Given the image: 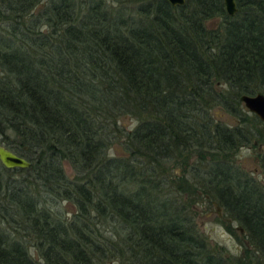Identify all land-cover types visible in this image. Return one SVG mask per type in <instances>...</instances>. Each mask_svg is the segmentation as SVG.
Listing matches in <instances>:
<instances>
[{
	"label": "trees",
	"instance_id": "16d2710c",
	"mask_svg": "<svg viewBox=\"0 0 264 264\" xmlns=\"http://www.w3.org/2000/svg\"><path fill=\"white\" fill-rule=\"evenodd\" d=\"M235 2L0 0V144L30 162L0 179V264H264V187L235 163L264 147L239 99L264 93V0ZM198 200L237 222V257Z\"/></svg>",
	"mask_w": 264,
	"mask_h": 264
},
{
	"label": "rangeland",
	"instance_id": "374dc122",
	"mask_svg": "<svg viewBox=\"0 0 264 264\" xmlns=\"http://www.w3.org/2000/svg\"><path fill=\"white\" fill-rule=\"evenodd\" d=\"M217 21H211L208 23L209 26H215ZM247 115H252L247 109H245ZM211 114L215 119L221 121L227 125H232L235 121L233 117L220 108H214ZM119 124L126 130L132 129L137 121L135 118L125 117L119 120ZM262 128V126H261ZM264 147L261 145L257 147L244 146L238 150L235 155V163L241 168V170L248 174L249 177L253 178L256 183L264 187V170L262 168L259 156ZM111 155H119L124 153V149L121 144H114L109 150ZM1 166V164H0ZM66 173L71 176L72 170L67 163H64ZM177 170V168H174ZM181 172V170H179ZM205 178L204 172L199 173ZM20 174L17 170H2L0 167V179L13 180L20 178ZM182 200H186V204H189L190 195L183 193ZM61 208L66 211V214L71 215L74 208L68 203H64ZM190 207L188 206V209ZM190 215L192 221L197 227L201 237L206 239L208 245L213 247V250L218 253H222L224 257L234 258L237 257L242 250V245L236 235L231 231L234 226H237V222L228 220L225 217L224 211L215 202L212 205L200 202L199 200L195 203V206L190 208ZM110 264H119L117 262H111Z\"/></svg>",
	"mask_w": 264,
	"mask_h": 264
},
{
	"label": "water",
	"instance_id": "95a60500",
	"mask_svg": "<svg viewBox=\"0 0 264 264\" xmlns=\"http://www.w3.org/2000/svg\"><path fill=\"white\" fill-rule=\"evenodd\" d=\"M224 9L227 15L233 16L237 12L235 0H222ZM172 6H181L186 0H167ZM240 101L247 111L254 114L261 122L264 123V93L257 92L255 94H242ZM0 162L8 169L11 168H26L30 163L22 157H19L10 149L0 144ZM183 264V263H179Z\"/></svg>",
	"mask_w": 264,
	"mask_h": 264
},
{
	"label": "bare ground",
	"instance_id": "6f19581e",
	"mask_svg": "<svg viewBox=\"0 0 264 264\" xmlns=\"http://www.w3.org/2000/svg\"><path fill=\"white\" fill-rule=\"evenodd\" d=\"M17 155V154H16ZM19 157H22V156H20V155H18ZM22 158H24V157H22ZM25 159V158H24ZM26 160V159H25ZM28 161V160H27ZM29 162V161H28ZM30 163V162H29ZM0 164H1V162H0ZM2 165V164H1ZM3 166V165H2ZM30 166V165H29ZM4 167V166H3ZM5 168V167H4ZM27 168V167H26ZM6 169H8V168H6ZM11 169H14V168H11Z\"/></svg>",
	"mask_w": 264,
	"mask_h": 264
}]
</instances>
